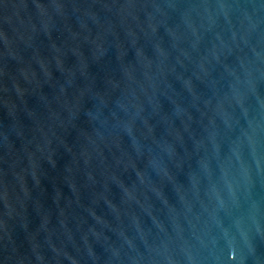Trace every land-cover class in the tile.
<instances>
[{"label": "water", "instance_id": "water-1", "mask_svg": "<svg viewBox=\"0 0 264 264\" xmlns=\"http://www.w3.org/2000/svg\"><path fill=\"white\" fill-rule=\"evenodd\" d=\"M0 264H264V0H0Z\"/></svg>", "mask_w": 264, "mask_h": 264}]
</instances>
